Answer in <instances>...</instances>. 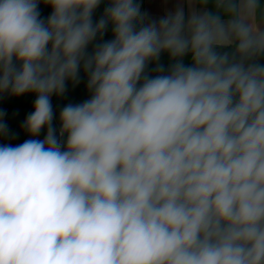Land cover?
I'll return each mask as SVG.
<instances>
[{
  "label": "clouds",
  "instance_id": "1",
  "mask_svg": "<svg viewBox=\"0 0 264 264\" xmlns=\"http://www.w3.org/2000/svg\"><path fill=\"white\" fill-rule=\"evenodd\" d=\"M186 3L0 0V93L36 94L0 144V264H264V0Z\"/></svg>",
  "mask_w": 264,
  "mask_h": 264
},
{
  "label": "trees",
  "instance_id": "2",
  "mask_svg": "<svg viewBox=\"0 0 264 264\" xmlns=\"http://www.w3.org/2000/svg\"><path fill=\"white\" fill-rule=\"evenodd\" d=\"M104 5L101 3L100 6L95 10L93 14V20L98 21L102 16L104 11ZM39 11L41 13V18L46 19L51 14V8L45 6L43 3L39 5ZM111 25H109L105 34L103 35L102 40L98 37L99 42L107 41L112 39ZM95 43V42H94ZM92 45L89 46V51H91ZM223 51L230 52L231 49H223ZM185 64H188L189 57H185ZM260 63L264 64V57L260 58ZM160 64H163L165 69H167L172 63L167 53H162ZM155 67L154 63L149 64V72L155 75L152 72V69ZM36 99L35 93H26L22 96H11L8 93H0V110H3L7 115L4 120L7 123L10 133H14L15 137L10 138L8 136H0V144H11L12 146L23 143L25 140L30 139L27 132L23 129L22 125L25 121L27 115L34 110V101ZM90 99V93L87 90V76L83 72V69L80 71V82L78 84H73L71 81L66 82V92L62 96H57L55 94L51 97V103L54 110V120L53 126L56 127L57 132L59 130V112L67 104H79ZM46 134V129H43L39 134L38 139H43ZM66 139V137H65Z\"/></svg>",
  "mask_w": 264,
  "mask_h": 264
},
{
  "label": "crops",
  "instance_id": "3",
  "mask_svg": "<svg viewBox=\"0 0 264 264\" xmlns=\"http://www.w3.org/2000/svg\"><path fill=\"white\" fill-rule=\"evenodd\" d=\"M141 11L147 13V16L151 19H160L167 12L174 11L178 6H183L185 13L189 11V5L186 0H140ZM208 9H212L213 5L211 0L206 6Z\"/></svg>",
  "mask_w": 264,
  "mask_h": 264
},
{
  "label": "rangeland",
  "instance_id": "4",
  "mask_svg": "<svg viewBox=\"0 0 264 264\" xmlns=\"http://www.w3.org/2000/svg\"><path fill=\"white\" fill-rule=\"evenodd\" d=\"M136 2L140 3V0H136ZM102 4L104 5V7L107 6L106 2H102ZM141 5V4H140ZM220 51H223V49H221Z\"/></svg>",
  "mask_w": 264,
  "mask_h": 264
}]
</instances>
